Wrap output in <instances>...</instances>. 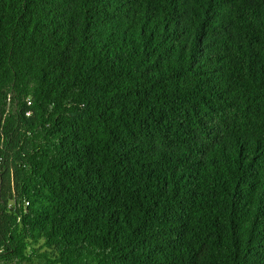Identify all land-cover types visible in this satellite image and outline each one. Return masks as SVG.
<instances>
[{"label": "trees", "instance_id": "obj_1", "mask_svg": "<svg viewBox=\"0 0 264 264\" xmlns=\"http://www.w3.org/2000/svg\"><path fill=\"white\" fill-rule=\"evenodd\" d=\"M0 264H264V0H0Z\"/></svg>", "mask_w": 264, "mask_h": 264}]
</instances>
